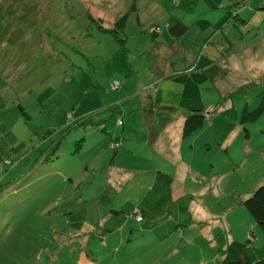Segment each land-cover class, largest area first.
I'll use <instances>...</instances> for the list:
<instances>
[{
	"label": "rangeland",
	"instance_id": "374dc122",
	"mask_svg": "<svg viewBox=\"0 0 264 264\" xmlns=\"http://www.w3.org/2000/svg\"><path fill=\"white\" fill-rule=\"evenodd\" d=\"M262 92L264 0H0V264H215L225 225L259 248L264 110L239 120ZM191 109L173 200L147 124Z\"/></svg>",
	"mask_w": 264,
	"mask_h": 264
},
{
	"label": "trees",
	"instance_id": "16d2710c",
	"mask_svg": "<svg viewBox=\"0 0 264 264\" xmlns=\"http://www.w3.org/2000/svg\"><path fill=\"white\" fill-rule=\"evenodd\" d=\"M127 20V15H121L113 22V27L110 29L116 39L124 44L125 39L119 37L120 31L124 28ZM151 31L156 33V28L151 27ZM23 113L24 110L20 107ZM264 110V92L260 95V101L252 110H246L245 108L240 114V124L254 121L260 113ZM204 122V115L196 109H191L184 114L181 135L189 136L194 130L201 127ZM244 135L247 136V131L243 127ZM244 208L248 211L252 217L254 223L261 229L264 234V181L259 184L249 196L241 201ZM252 235L248 234L245 240H230L224 247L219 248L214 253L216 257L215 264H264V241L259 248L253 247Z\"/></svg>",
	"mask_w": 264,
	"mask_h": 264
},
{
	"label": "crops",
	"instance_id": "0c3cea01",
	"mask_svg": "<svg viewBox=\"0 0 264 264\" xmlns=\"http://www.w3.org/2000/svg\"><path fill=\"white\" fill-rule=\"evenodd\" d=\"M182 116V115H181ZM182 120H183V116L180 120H177L176 119V122L174 121L175 123V126L171 128V134L173 136H170V135H165V139L167 140H164L161 138L158 139L157 137H153V133H154V129L152 128V125H151V120L148 121V135H147V138H145V141H146V144L150 145V142L152 141L153 143V147H154V150L152 152V164L151 166H153V168L157 167L156 164H157V157H160L159 161L162 163L161 166L162 168H169L173 166V171L169 176H165L167 178V188H169L170 190V194L172 195V199H176V194L178 193V195H181V194H186L185 190H189V187L185 188V186L181 183H178V180H183L185 178V176H189L191 175V168H190V165L186 164L185 162L181 161V158H180V153L177 149V145H176V142L175 141V138L177 137V140L179 139V136H182L181 135V125H182ZM123 131H124V128H123ZM174 132V133H173ZM183 137V136H182ZM148 142V143H147ZM172 146V148L170 150H164V148L166 146ZM170 148V147H169ZM178 151V152H177ZM124 153L129 155V156H133L135 157V154H132L131 150H127L125 149L124 150ZM150 159H151V156H148ZM142 158V157H141ZM155 165V166H154ZM161 169V168H160ZM150 172V170H148ZM159 172H161V170L158 169ZM169 179H170V182H169ZM193 178H192V183L193 184ZM136 183V182H135ZM133 187V186H132ZM192 192H190V199H192V195L196 194V191L198 190V188L194 189L193 187H191ZM190 191V190H189ZM198 191H201V189H199ZM226 224V223H225ZM226 227V230H225V236H224V245L229 242L230 240L233 239V236L231 235V229L229 226L225 225ZM214 230V229H213ZM213 230H210L206 236L208 238V244H209V249L211 251H213L214 249H219V248H222L218 245V241L216 240V237H214L213 235ZM218 235V233L216 234Z\"/></svg>",
	"mask_w": 264,
	"mask_h": 264
},
{
	"label": "built area",
	"instance_id": "2783aa9c",
	"mask_svg": "<svg viewBox=\"0 0 264 264\" xmlns=\"http://www.w3.org/2000/svg\"><path fill=\"white\" fill-rule=\"evenodd\" d=\"M117 86V83L115 82L114 84H112V87H116Z\"/></svg>",
	"mask_w": 264,
	"mask_h": 264
}]
</instances>
